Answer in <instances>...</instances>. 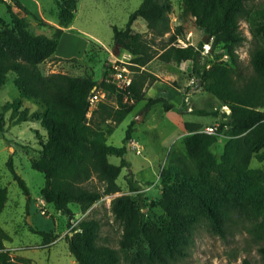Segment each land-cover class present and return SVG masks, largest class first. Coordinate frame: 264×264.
<instances>
[{"label": "trees", "instance_id": "trees-1", "mask_svg": "<svg viewBox=\"0 0 264 264\" xmlns=\"http://www.w3.org/2000/svg\"><path fill=\"white\" fill-rule=\"evenodd\" d=\"M252 1L182 0L180 23L173 25L172 0H142L124 27L113 25L114 48L132 55L130 66L135 73L126 90L106 80L111 60L103 65L101 81L93 72L45 73L40 64L56 56L63 27H57L53 35L35 33L27 16L7 3L11 25H0V91L13 72L20 96L0 103V131L6 130L8 111L13 123L38 120L46 130L45 135L38 133L39 156L32 158L31 164L44 174L43 198L69 217L72 233L67 239L79 264H172L188 254L191 236L199 225L222 231L238 215L249 218L254 234L264 239V166H252L254 158L264 160V4ZM57 4L59 24L67 26L75 17L79 0H57ZM138 18L146 21L148 32L133 27ZM188 18L209 35L207 51L203 40L197 45L189 40L179 43L186 38ZM242 21L249 24L250 39ZM247 40L251 48L245 62L238 48ZM92 45L98 46L94 41ZM218 53L227 57L219 59ZM154 58L186 63L195 77L193 87L218 100L221 108L214 111H224V118L217 134L202 131L199 123L185 122L189 131L183 137L185 151H170L160 173L161 192L155 205L163 212L148 220L143 188L125 158L126 142L136 120L129 123L122 145L111 144L108 138L140 100H146L145 110L157 105L165 110L174 107L166 96H146V88L160 79L143 68ZM96 85L110 94L91 110L89 96ZM25 100L38 107L24 106ZM221 133L226 139L217 155L212 145ZM110 155L120 156V164L112 163ZM8 166L30 201L29 187L11 158ZM124 167L129 168L125 175L129 192L117 181ZM117 192L121 193L110 202L114 221L121 228L115 246L102 236V220L89 209ZM7 201L8 189L0 183V213ZM71 204L82 213L75 224L71 219L76 211ZM30 229L43 236L45 244L60 235L35 225ZM11 239L0 224V264H30L31 258L15 255L7 246ZM258 251L264 264V242ZM242 264L254 263L244 258Z\"/></svg>", "mask_w": 264, "mask_h": 264}, {"label": "rangeland", "instance_id": "rangeland-1", "mask_svg": "<svg viewBox=\"0 0 264 264\" xmlns=\"http://www.w3.org/2000/svg\"><path fill=\"white\" fill-rule=\"evenodd\" d=\"M141 2L142 0H79L75 17L71 23L67 26H61L58 18L57 0H22V2L19 0H0V25H11L7 8V3H9L15 11L27 16L30 21V29L35 33L53 35L57 27H63L64 30L55 53L56 56L42 62L40 64L41 69L45 73L61 71L71 74H85L93 72L98 80L101 77L103 65L110 62V57H114V55L126 57L128 55L124 51L118 52L114 48L113 25L124 27L131 12L136 10ZM252 2L264 4V0H253ZM172 6V24L176 25L180 23L179 15L183 10L182 0H172ZM186 24L188 26L186 38L179 39V43L185 44L189 40L197 45L205 35L204 29L196 26L193 18H188ZM133 27L136 30L148 32L146 21L143 18H138ZM242 27L250 39L252 35L248 22L242 21ZM92 41L96 42L98 46L92 45ZM208 47L209 44L205 43V51L208 50ZM250 48V40L245 41L238 48L240 58L245 62L248 61ZM111 53L113 56L110 55ZM215 56L221 59L226 58L227 54L218 53ZM72 57H75L76 60H68ZM153 65L161 69L169 67L172 71L178 69L176 64L170 63L165 66L166 64L161 60H156ZM13 77L14 73H9L8 79L0 91V103L12 101L20 96V91L15 86ZM181 78L178 77V80L173 82L171 80V82L177 86V81H181V84L184 85L183 92L177 90L173 85L168 86L162 80H156L152 83L149 94L151 96L157 95L160 88L170 89L171 94H169L174 107L167 111L185 113L190 106L207 111L221 108L219 101L210 93L201 88L193 87L195 77L190 72L185 75L186 80ZM190 92H192L190 98L187 99ZM184 95L186 101H184ZM213 101L215 103H212ZM145 104V100L138 101L133 111H141L142 108L144 111ZM24 106H29L32 109L38 107L37 104L29 100L24 101ZM188 114L200 117L203 121L214 119V116L208 113L197 115L192 112ZM89 115L91 116V113ZM132 115L129 113L116 126L108 138L109 143L123 144ZM221 120L223 118L218 119L214 125L218 126ZM5 122V132L0 131V183L8 189V201L0 213V224L12 236L11 240L6 241L7 246L15 255L31 258L30 264H79L70 252L67 239V235L72 233L69 217L60 211H55L51 205L47 204L46 212L41 213L42 208L45 207L41 200L43 198L41 188L45 183V177L41 171L33 168L31 159L39 156L41 146L38 133L45 135L46 130L38 120L13 123L10 120V111L5 114ZM166 126L167 124L158 131L137 130L135 136H139L142 141V152L137 153L129 148L125 154V157L132 162L135 171L141 170L143 173L141 187L143 188V204L146 205L144 210L149 212L148 220H151L154 215H161L163 212L155 204L161 192V169L170 158L169 150L172 146V133L170 129H165ZM221 137L223 140L226 139L224 135ZM214 151L216 152V150ZM10 158L13 160L15 170L24 178L29 187L30 201L8 166ZM109 160L114 164H120L121 157L110 155ZM252 166H264V160L260 161L254 158ZM127 172V168L124 167L117 179L118 183L123 186L124 192H129L125 179ZM149 186L151 188L147 190L146 188ZM119 193L121 192L105 196L89 209L90 214L102 220V236L107 237L108 242L115 246H118L121 228L114 221L110 211V202L112 197ZM70 206L76 211L75 217L71 219L75 224L82 217V213L78 211L75 204ZM30 225L47 231L55 230L60 235L54 242L45 244L43 236L33 232ZM261 242H264V239L254 234L253 223L246 216H235L229 226H224L222 231H217L207 224H201L191 236L188 254L177 261H173L172 264H242L244 258H249L254 264H263L258 251Z\"/></svg>", "mask_w": 264, "mask_h": 264}, {"label": "crops", "instance_id": "crops-1", "mask_svg": "<svg viewBox=\"0 0 264 264\" xmlns=\"http://www.w3.org/2000/svg\"><path fill=\"white\" fill-rule=\"evenodd\" d=\"M19 1L22 2V0H19ZM112 54L113 53H111L110 55H112ZM112 58L113 57H110V59H112ZM156 60H161V59L154 58L143 68L155 73L157 76H159V78H160L159 80L164 81L168 86L173 85L176 87L177 90L182 91V89L184 88V85L181 84V81L180 82L177 81V83H178L177 86L172 84V82L175 80H178V77H182L183 79L185 78V75L190 72L188 65L186 63L178 64V63H174V62H165V61L161 60L163 63L166 64L165 66H168V64H170V63L176 64L178 69L176 71H172L169 69V67H166V69H161V68H157V66H154L153 63ZM102 79H103V75L101 74L99 81H101ZM171 80H172V82H171ZM185 80H186V78H185ZM151 88H152V84L146 88V96L147 97H155L158 95H163V96H166L171 103H173L171 101L170 89H168V88H162L161 89L160 88L157 95L151 96L149 94V90ZM191 93L192 92H190L188 94L187 99L190 98ZM187 99L184 95V101H186ZM188 103H189V101H188ZM212 103H215V101H213ZM200 109H202V108H193L192 106H190L185 113H180L177 111H167V110H165L163 105H157L154 108H152L151 110L142 111L143 108L141 109V111L140 110L139 111H133L132 110L130 112L133 114L131 117V121L136 120V123L134 124V132H133L132 138L138 139L140 141L141 149H142L143 148L142 141H141L139 136H135V132H137V130H140V129H142L143 131H145V130L146 131H158L159 129L161 130L165 126V124H167L165 129H170L171 133H172L171 136L173 137L171 140L172 146H171L169 152L172 151V152L184 153L185 146H184V142H183V137L187 133H189V131L185 127V122L189 121V122L199 123V124H201V128H203L207 125H214V123L218 119L224 118V115L222 113L224 111H198ZM224 109L226 110V112H229V109L227 107H224ZM192 112H194L197 115H203V114L208 113L209 115H213L214 119L209 120V121H203V119H201L200 117H197L195 115L190 116V114H188V113H192ZM223 135L226 136L225 133H221L218 141L212 145V149H213V151L216 150V152L215 151L214 152L217 155H220L222 152V149H223V144L225 141V139L223 140L221 137ZM130 169L132 170V172L134 174V179L142 185L141 177H143V173L141 172V170H138L136 172L135 168L132 166V162H130ZM127 170L129 171V168H127ZM41 200L43 201L44 199L42 198ZM46 204L50 205L48 202H46Z\"/></svg>", "mask_w": 264, "mask_h": 264}, {"label": "built area", "instance_id": "built-area-1", "mask_svg": "<svg viewBox=\"0 0 264 264\" xmlns=\"http://www.w3.org/2000/svg\"><path fill=\"white\" fill-rule=\"evenodd\" d=\"M124 52L128 54L126 57H119L117 55H114V57L111 59L110 69H109V73L107 74L106 80L114 84L117 87V89L126 90L132 84L135 70L132 69L130 66L132 64L131 53L127 51ZM109 94L110 93L107 90L99 88L97 85L94 86L89 96L91 102V110L97 105L98 101H100L101 99L109 98ZM126 99H128V97H126ZM130 101L135 102V98L130 97ZM201 130L207 133H213V134L218 133L216 125H207L201 128ZM126 145L128 148L136 151L137 153L142 152L141 144L138 139L131 137L126 142ZM150 188L151 187L149 186L146 189L148 190ZM42 202L45 207L42 208L41 213H45L47 209L46 200L44 199Z\"/></svg>", "mask_w": 264, "mask_h": 264}, {"label": "water", "instance_id": "water-1", "mask_svg": "<svg viewBox=\"0 0 264 264\" xmlns=\"http://www.w3.org/2000/svg\"><path fill=\"white\" fill-rule=\"evenodd\" d=\"M208 39H209V35L205 34L202 38V40L207 43L208 42Z\"/></svg>", "mask_w": 264, "mask_h": 264}]
</instances>
